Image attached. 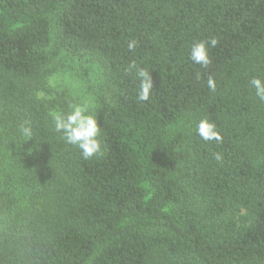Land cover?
I'll use <instances>...</instances> for the list:
<instances>
[{
  "label": "trees",
  "instance_id": "trees-1",
  "mask_svg": "<svg viewBox=\"0 0 264 264\" xmlns=\"http://www.w3.org/2000/svg\"><path fill=\"white\" fill-rule=\"evenodd\" d=\"M213 37L211 63H193V42ZM60 53L100 70L98 158L83 159L36 98ZM132 64L150 73L149 101ZM254 76L264 0H0V264H264ZM203 118L221 143L197 135Z\"/></svg>",
  "mask_w": 264,
  "mask_h": 264
},
{
  "label": "clouds",
  "instance_id": "clouds-1",
  "mask_svg": "<svg viewBox=\"0 0 264 264\" xmlns=\"http://www.w3.org/2000/svg\"><path fill=\"white\" fill-rule=\"evenodd\" d=\"M218 40L213 37L205 40L193 42L189 52L191 61L202 67H207L211 63L210 48L217 45ZM128 49L134 50L137 46L136 40L128 42ZM134 69L136 77L139 80V89L137 99L139 101H149L153 83L148 70L138 68L135 64L130 65ZM207 85L210 91L216 90V82L209 78ZM250 85L255 89V95L264 100V80L259 76H254ZM37 99H44L42 92L37 94ZM90 102L70 104L67 112L54 111L51 113L53 127L57 133L63 135L64 140L80 150L83 159L88 160L98 158L103 155L101 136V126L98 124L96 115L90 112ZM21 135L31 137L34 133L31 126L25 122L21 125ZM196 133L203 141H216L221 143L223 137L218 130L215 122L209 118L201 119L196 125ZM27 140V139H26ZM221 157L216 155V159Z\"/></svg>",
  "mask_w": 264,
  "mask_h": 264
},
{
  "label": "rangeland",
  "instance_id": "rangeland-1",
  "mask_svg": "<svg viewBox=\"0 0 264 264\" xmlns=\"http://www.w3.org/2000/svg\"><path fill=\"white\" fill-rule=\"evenodd\" d=\"M101 85L100 70L95 64L86 58L60 53L49 65L42 93L51 112L60 108L63 102L68 109L70 104L90 102L89 110L92 113L101 105ZM9 153L10 149L0 144V159ZM2 168L0 164V177Z\"/></svg>",
  "mask_w": 264,
  "mask_h": 264
}]
</instances>
